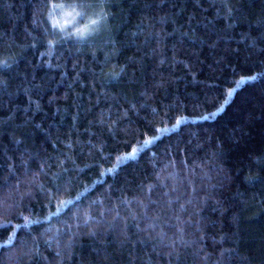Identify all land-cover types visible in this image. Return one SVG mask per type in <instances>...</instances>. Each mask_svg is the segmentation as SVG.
Masks as SVG:
<instances>
[{"label":"trees","instance_id":"16d2710c","mask_svg":"<svg viewBox=\"0 0 264 264\" xmlns=\"http://www.w3.org/2000/svg\"><path fill=\"white\" fill-rule=\"evenodd\" d=\"M38 3L0 0L4 54L18 59L0 72V200L19 202L0 211V261L19 251L37 264L21 251L36 240L42 264H169L158 233L167 243L183 227L181 264H201L197 248L204 264H264V0H109L108 30L51 46L33 23ZM101 119L118 122L114 134ZM68 176L51 203L35 187ZM78 210L96 234L81 216L64 249Z\"/></svg>","mask_w":264,"mask_h":264},{"label":"snow or ice","instance_id":"6c2138e0","mask_svg":"<svg viewBox=\"0 0 264 264\" xmlns=\"http://www.w3.org/2000/svg\"><path fill=\"white\" fill-rule=\"evenodd\" d=\"M225 8H227V16H231L232 14V8L225 4ZM111 4L109 3V0H39L38 5L34 8L33 12V23L36 24L38 27H43V31L45 33H48L49 35L53 36V39L49 40L47 37H45V40L49 46H51L55 42L63 43L65 40L68 39H76L78 41H87L90 38H93L97 35H99L102 31L108 30L110 26V20L109 17L112 15L111 11ZM75 22V23H74ZM49 25L51 26V29H49ZM72 25L75 28L74 32L67 31L66 26ZM79 25V26H77ZM59 29L60 33H63V35H59L56 30ZM187 35V33H185ZM33 43H31L30 47L36 48L39 43V38L34 37ZM11 44H5L2 40H0V72H8L11 71L13 66L18 62L17 57L15 56H7L4 54V50L12 47ZM118 73L109 72L108 78H114L115 76H118ZM6 81H0V84H6ZM163 83V81L161 82ZM153 113L156 112V109L152 110ZM124 115H127V110L125 111ZM166 115V114H165ZM216 113H209V116H215ZM207 118V117H205ZM183 121V117L177 118L175 121V124H172L173 128H176L177 125H180ZM101 124H103L110 133H115V129L118 127L117 121H112L111 125L107 124L103 119H101ZM167 131V129L163 128H157L156 132H164ZM159 139L158 136H152L150 139H144L143 143L137 147L133 148L131 152L126 153L124 157H119L118 159H126L128 157L135 156L144 146L149 145L153 143V141ZM167 152V149H166ZM26 163V162H24ZM62 161L60 164L57 165L59 168V172L55 173L54 176L57 180H60V178L68 173L67 168L61 167ZM14 165L9 166V174L11 175L13 173ZM44 166L41 165L40 171L43 172ZM108 171H111V169H108ZM227 179V176L224 177ZM74 177L68 176L66 180H64L62 183H57L54 185L55 191L51 189H46L43 184L35 185L36 188L40 190V192H43L48 200L49 203H51L52 200L57 199L59 195L67 193L72 186V181ZM5 182H7V177H5ZM21 188V182L17 180V183L14 185V190L19 192ZM32 188H27L24 192L20 193L21 200H23L24 197H31L32 196ZM12 198L8 197L4 200H0V211L2 212H13L16 210L17 202H9ZM92 203H95L93 201ZM71 204V201L68 199L63 200H57V208H63L65 206H68ZM91 205H89V208ZM185 207L184 204L180 205V208L183 209ZM100 216H103L104 213H99ZM83 216L82 225L84 228L88 229L89 235H95L96 231L94 228H92L89 225V219L90 214L87 210L76 211L72 214V223H70L67 226L68 231V238L67 241L64 243L63 248L64 249H71L73 238L76 237L79 234V230L81 228V222L80 218ZM159 216V213H157V217ZM119 217V213L116 214V216H113V220H116ZM25 225H27L29 217H24ZM190 222V221H189ZM127 227V225H125ZM73 228L75 230H73ZM154 228V225H153ZM143 231V229H141ZM59 231V230H58ZM200 229L197 228V232H199ZM178 235L175 239L169 240L167 243H165L166 235L162 231L158 233L159 241L163 245V248L166 249V255L169 258V264H181V257H180V251L183 247H187V243L184 240V228H178L177 229ZM9 239H12L10 236ZM199 240H203L204 237H198ZM46 244H49V247H51V244L48 240L45 241ZM193 244L196 243V241L192 242ZM23 244V242H22ZM58 250L56 251V256L61 257L62 255H65L66 253L63 252L62 249L59 248V241H57ZM24 256L28 257L29 260H36L37 264H42V260L46 259L41 257L40 254V245L39 242L36 240H33L31 243V246L24 245V247L21 249ZM204 252L203 248H197L193 252V256L198 258L201 261V264H204L206 253L204 255H201V253ZM21 252H17L16 255H10L8 257V264H20V261L17 259V256H19ZM107 258V257H106ZM0 264H4L3 261H0ZM129 264H133V261H129Z\"/></svg>","mask_w":264,"mask_h":264},{"label":"rangeland","instance_id":"374dc122","mask_svg":"<svg viewBox=\"0 0 264 264\" xmlns=\"http://www.w3.org/2000/svg\"><path fill=\"white\" fill-rule=\"evenodd\" d=\"M67 26H72V25H67ZM67 26H66V27H67Z\"/></svg>","mask_w":264,"mask_h":264}]
</instances>
